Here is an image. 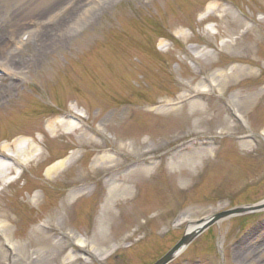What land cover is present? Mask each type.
<instances>
[{
	"label": "rangeland",
	"instance_id": "374dc122",
	"mask_svg": "<svg viewBox=\"0 0 264 264\" xmlns=\"http://www.w3.org/2000/svg\"><path fill=\"white\" fill-rule=\"evenodd\" d=\"M81 1L0 0V63L21 73L0 66V151L36 150L23 165L0 154V264H154L190 224L264 201V0H94L59 46L15 48L30 27L76 22ZM213 74L222 91L178 99ZM67 232L117 248L95 259ZM169 264H264V209L221 219Z\"/></svg>",
	"mask_w": 264,
	"mask_h": 264
},
{
	"label": "bare ground",
	"instance_id": "6f19581e",
	"mask_svg": "<svg viewBox=\"0 0 264 264\" xmlns=\"http://www.w3.org/2000/svg\"><path fill=\"white\" fill-rule=\"evenodd\" d=\"M94 0H90L89 2H86V4L84 6H82L83 1L79 2L81 4V8L79 10V12H81V14H79L77 16L76 22H72L71 24L68 22L67 23H61L60 24V20L58 22H56L53 25H46V27H30L28 29H26L23 33V35L21 36V38H19L18 40H16L15 42V48H17L18 46H21L23 44V40L22 37L24 38L25 36H27L28 38H35V41L37 39V46L42 49L45 50L47 48H50L52 46H59L60 44L63 43V41L65 40L66 37V33L68 32V30H77L79 28L82 27L83 25V20L85 17V13L87 11H89L88 9H91L92 7L89 6V3L93 2ZM94 4V2H93ZM96 4V3H95ZM89 6V8L87 7ZM76 8V7H75ZM0 66L2 67V70L4 73L6 74H11L13 76H19L21 73L20 71H18V69H16V64L12 61H10L9 63L7 62L5 65L4 63H0ZM16 70V71H13ZM234 76V75H232ZM10 89H14L16 87V84H10L9 85ZM219 89L220 91L223 90V85L217 80V74L216 75H211L207 78H205L204 80L200 81L197 83L196 86L192 87L190 89V91H187L186 93H183L182 95H180V97L178 99H183V98H187L189 96L193 97L194 95H199V94H204L205 92H213L214 90ZM230 106H233V103L231 101H229ZM168 105H174L173 103H170ZM197 106V103H193V107ZM210 107V106H209ZM194 109V112L192 114V116L196 117V119L198 120L197 122H199L200 124H202L201 121V115L200 114V110ZM233 110V109H232ZM201 112H205L204 110H201ZM240 117V116H239ZM197 125L193 128H199V130L202 127H199L201 125ZM54 125L55 127L53 128V131L55 132H61V131H65V132H72V131H76V130H82L80 126H78L77 124H74V122H72L71 120H66V119H57L54 121ZM198 130V131H199ZM85 132L84 130H82V133ZM132 144V143H131ZM133 149L131 150V154L133 155H139L141 152V150H139L136 146L137 143H133ZM12 147V153L11 154H7L5 153V151H0V154L7 158V159H12L14 161H16L18 164H22L23 165V160L21 161L20 159H22L23 156H26L27 154L30 156L28 159L24 160L25 162H29L30 158H34L36 156V154L34 153L35 147H33L32 145H26V146H19L17 144H11L9 145ZM8 145L4 146V148H8ZM124 148V147H121ZM124 150V149H123ZM38 156V155H37ZM68 159H62V160H58L55 163H53L52 165H50L47 170H46V174L47 175H54L57 174L59 171H61L67 164ZM98 161L101 165L108 163L110 164V166H107L106 168L109 169L110 167H117L119 165V159L115 157V154H103L98 158ZM12 170V167L8 164H6V162L1 161L0 160V177H5L6 175L10 174ZM135 170H130L128 171L126 174L123 175L124 181L127 180H133L135 179L136 176L140 177L143 176L145 173H147L146 169H138L133 173ZM140 179V178H139ZM121 181L118 180H113L110 183V191L116 192L117 189H119L121 187ZM120 201L116 202V206H119ZM107 219L109 221L112 222L113 217H111L110 214H107ZM182 220H187V218L182 219ZM2 228L4 226H1ZM197 227V224H190V226L188 227L187 231L191 232L192 230H194ZM4 229V228H3ZM65 236L68 238V240L70 241H75V243H77V245L79 247H81L84 251L87 252V254H89L90 257L95 258V259H103L106 256H108L114 249H116V245H114L113 247H111L110 249H102L100 247H98L97 245H95V243L92 242V248H88V240L84 239L81 235L75 234L72 235L70 232L65 233ZM60 242V241H58ZM10 248L12 251H14V246L10 244ZM36 256H32L29 259V263H34V264H46L49 260V258L44 257L40 252L35 253ZM76 256H74L73 254L69 253L62 264H72L74 259ZM15 259V257H14ZM12 257V260L7 262V264H15V260Z\"/></svg>",
	"mask_w": 264,
	"mask_h": 264
},
{
	"label": "water",
	"instance_id": "95a60500",
	"mask_svg": "<svg viewBox=\"0 0 264 264\" xmlns=\"http://www.w3.org/2000/svg\"><path fill=\"white\" fill-rule=\"evenodd\" d=\"M264 209V201L260 204L247 206V207H235L233 209L219 212L212 217L201 220L197 223V227L191 232L186 231L183 237L158 261L154 264H169L171 263L184 249L202 232L207 228L219 222L221 219L230 218L235 215L244 214L248 212H254Z\"/></svg>",
	"mask_w": 264,
	"mask_h": 264
}]
</instances>
